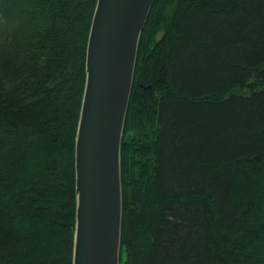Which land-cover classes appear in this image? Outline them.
I'll use <instances>...</instances> for the list:
<instances>
[{
	"label": "trees",
	"instance_id": "1",
	"mask_svg": "<svg viewBox=\"0 0 264 264\" xmlns=\"http://www.w3.org/2000/svg\"><path fill=\"white\" fill-rule=\"evenodd\" d=\"M96 0H0V264H72ZM119 264H264V0H155L120 146Z\"/></svg>",
	"mask_w": 264,
	"mask_h": 264
},
{
	"label": "water",
	"instance_id": "2",
	"mask_svg": "<svg viewBox=\"0 0 264 264\" xmlns=\"http://www.w3.org/2000/svg\"><path fill=\"white\" fill-rule=\"evenodd\" d=\"M155 0H98L75 140L72 264H119L120 146L138 41Z\"/></svg>",
	"mask_w": 264,
	"mask_h": 264
},
{
	"label": "bare ground",
	"instance_id": "3",
	"mask_svg": "<svg viewBox=\"0 0 264 264\" xmlns=\"http://www.w3.org/2000/svg\"><path fill=\"white\" fill-rule=\"evenodd\" d=\"M97 5H98V0H96V2H95V6H94V10H93L92 18H91L90 28H91V25H92L93 16H94L95 11H96V9H97ZM130 94H131V92H130ZM75 215H76V212H75ZM73 246H74V245H73Z\"/></svg>",
	"mask_w": 264,
	"mask_h": 264
}]
</instances>
